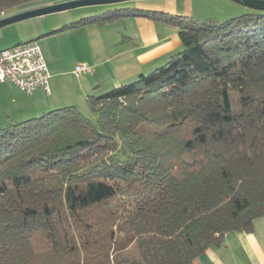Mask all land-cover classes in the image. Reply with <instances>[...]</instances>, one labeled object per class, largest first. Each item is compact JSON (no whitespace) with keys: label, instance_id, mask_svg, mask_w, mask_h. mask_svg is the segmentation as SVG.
<instances>
[{"label":"trees","instance_id":"obj_1","mask_svg":"<svg viewBox=\"0 0 264 264\" xmlns=\"http://www.w3.org/2000/svg\"><path fill=\"white\" fill-rule=\"evenodd\" d=\"M133 15L175 25L183 49L89 94L96 122L66 106L0 128V264H193L264 215V11L119 7L53 32Z\"/></svg>","mask_w":264,"mask_h":264},{"label":"crops","instance_id":"obj_2","mask_svg":"<svg viewBox=\"0 0 264 264\" xmlns=\"http://www.w3.org/2000/svg\"><path fill=\"white\" fill-rule=\"evenodd\" d=\"M128 3L114 8L136 7L198 20L216 16L220 22L222 16L229 19L251 11L233 0H135ZM68 22H47L26 41L39 43L40 39L51 74V93L39 89L26 95L11 81L0 83V128L66 106L85 108L89 94H101L133 81L183 49L175 25L147 16L133 15L104 26L87 23L53 32L73 23ZM36 36L38 39L34 38ZM79 64H86L92 70L79 77L74 72ZM193 264H264V215L255 221L253 232L227 233L221 243L211 246Z\"/></svg>","mask_w":264,"mask_h":264},{"label":"rangeland","instance_id":"obj_3","mask_svg":"<svg viewBox=\"0 0 264 264\" xmlns=\"http://www.w3.org/2000/svg\"><path fill=\"white\" fill-rule=\"evenodd\" d=\"M64 1H68V0H38V1H33L30 3H26L25 5L22 4L18 7H14L12 9H10L8 12L9 15H12L18 11H24V10H28L30 8L33 7H40V6H45L48 3L51 4V2L57 3V2H63ZM135 1V0H133ZM142 1V0H141ZM127 2H131V1H124V2H120V3H112V4H92V5H85V6H79V7H75V8H71L68 10H64V11H58V12H54V13H49V14H45V15H41V16H36V17H31L28 19H24L18 22H14L11 23L9 25H6L4 27L0 28V49H5V48H9V47H13V45H17V43H21V42H26L29 37H32L34 35H36L35 32H37V29H41L42 25L50 22L52 24V22L57 21V20H62L68 23L70 22H74L76 20H80L83 17H88V16H92L95 14H99L102 13L103 11L109 9V8H114L117 7L119 5H125L124 3ZM128 3V4H129ZM7 12V11H6ZM8 15V16H9ZM215 15V14H214ZM223 19L222 21L227 19V16H222ZM214 19L220 20L218 17H214ZM203 20V19H202ZM38 39V36L34 37ZM39 43H40V39ZM41 44V43H40ZM238 99V93L233 91L231 92V99L230 101L232 102V110L233 113H237L240 111V103ZM88 104L85 105V108H81L80 110L82 111V113H84L86 116H88L90 119H92L93 121L96 122V115L90 110L89 106H87ZM92 212H89V214H92ZM78 234V232L76 233ZM35 239V243L37 244L38 247H45L46 245V238L43 234L37 235L34 237ZM119 252V251H118ZM111 261L113 262V257L116 258V256L119 254L117 253L116 250L112 251L111 250ZM131 257H137V252L135 251L134 248L130 247L129 250L127 251H121L120 254L118 255L119 258L121 257V259L124 261L127 259V257H129V255ZM128 255V256H127ZM115 260V259H114ZM127 264H134L132 262L127 263Z\"/></svg>","mask_w":264,"mask_h":264},{"label":"built area","instance_id":"obj_4","mask_svg":"<svg viewBox=\"0 0 264 264\" xmlns=\"http://www.w3.org/2000/svg\"><path fill=\"white\" fill-rule=\"evenodd\" d=\"M8 13L2 11L0 18L7 17ZM43 55L40 44L35 40L0 50V83L11 81L26 95H32L39 89L50 94L51 74ZM91 70L88 65L79 64L74 72L80 77Z\"/></svg>","mask_w":264,"mask_h":264},{"label":"water","instance_id":"obj_5","mask_svg":"<svg viewBox=\"0 0 264 264\" xmlns=\"http://www.w3.org/2000/svg\"><path fill=\"white\" fill-rule=\"evenodd\" d=\"M124 1H133V0H68L63 2H58L54 4H49L45 6H40L20 12H16L7 17L0 18V28L6 25H9L14 22L24 20L25 18H31L36 16H41L49 13H54L58 11H64L71 8L92 5V4H116ZM237 3H240L247 8L254 10L264 11V0H233Z\"/></svg>","mask_w":264,"mask_h":264}]
</instances>
